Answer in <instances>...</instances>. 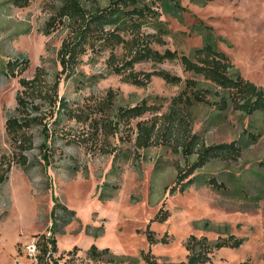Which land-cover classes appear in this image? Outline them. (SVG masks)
Masks as SVG:
<instances>
[{
	"label": "rangeland",
	"instance_id": "obj_1",
	"mask_svg": "<svg viewBox=\"0 0 264 264\" xmlns=\"http://www.w3.org/2000/svg\"><path fill=\"white\" fill-rule=\"evenodd\" d=\"M81 1L87 9L94 2L102 7L110 2ZM60 5V0H30L28 7L18 8L11 0H0V159L13 151L5 124L17 105L20 78L33 79L40 67L51 86L61 70L58 52L68 31L45 33ZM163 11L169 36L165 48L157 49L191 55L210 35L213 44L230 58L234 73L264 87V0H213L208 4L167 0ZM107 57H84L78 75L60 85V97L88 116L89 122L65 120L58 127L48 125L54 133L50 144L55 154L48 168L40 150L44 126L35 125L30 130L35 148L26 153L29 168L15 165L9 180L0 184V264H38L39 252L30 253L27 246L37 242V235L50 236L55 201L69 211L59 210L55 257L80 249L78 258L67 264H109L110 256L99 263L88 259L92 245L110 249L118 264H146L141 254L148 251L158 258V264H181L187 261L186 245L192 235L211 242L230 235L245 239L240 249L216 252L209 264H264V113L247 116L232 108L220 111L215 105L194 104L188 115L193 132L207 146L237 141L242 155L237 161L210 162L194 174L196 183L187 192L171 194L179 169L192 165L197 156L186 159L181 150L176 151L177 142L137 150L136 124L153 119L156 115L152 114L133 121L131 128L122 127L115 136L102 135L97 140L93 125L100 115L94 106L111 90L116 93L115 110L147 100L162 105L160 116L168 112L171 100L184 87L158 77L148 87H136L108 71ZM23 59L30 62L28 70L23 75L17 70L13 77L7 63ZM136 69L166 70L183 79L193 78L199 82L197 90L206 93L212 103L226 95L202 78L184 73L178 62L144 63ZM100 147L113 153L105 154ZM210 179L225 188L215 190L207 184ZM161 209L171 216L165 223L151 224L159 240L151 245L144 231ZM166 235L169 242L162 244Z\"/></svg>",
	"mask_w": 264,
	"mask_h": 264
},
{
	"label": "trees",
	"instance_id": "obj_2",
	"mask_svg": "<svg viewBox=\"0 0 264 264\" xmlns=\"http://www.w3.org/2000/svg\"><path fill=\"white\" fill-rule=\"evenodd\" d=\"M61 5L56 13L46 24L45 33L66 29L68 35L63 40L58 52L61 70L53 85L49 86L44 69L37 68L33 79L20 78L21 91L16 96V108L5 124L9 143L13 148L10 156L4 155L0 159V184L9 180L12 168L20 166L29 168L30 162L26 153L35 148L34 137L30 130L35 125H43L44 141L40 147L41 159L45 168L54 162V152L51 140L54 137L52 128L58 127L65 120L89 122V117L72 108L69 101L60 97L62 81L73 79L78 75V69L83 64L84 57L93 55L100 57L108 55L106 66L111 74L123 77L129 84L136 87H148L155 77L163 79L167 84L183 86L182 92L173 98L167 113L157 115L162 110V105L149 104L147 100L133 107L114 109L116 93L109 91L107 97L97 103L95 112L100 119L94 121L95 138L104 135L106 138L120 133L121 128H131L135 120L142 119L147 114L156 115L150 120H140L136 124L135 148L137 150L149 149L161 144H176V151L181 150L188 159L194 155L196 161L179 169L176 185L170 189L171 194L185 193L195 183L194 174L214 160L237 161L242 155V147L237 141L229 144L207 146L204 139L194 133L188 121L189 110L194 104L215 105L220 111L232 108L241 111L247 116L264 113V87L246 80L241 74L234 73V65L228 55L216 47L207 36L203 47L195 49L191 55L180 54L166 48L164 51L157 49L167 45L166 38L169 29L165 25L164 7L167 0H110L109 4L102 7L94 2L87 9L81 0H60ZM198 3L208 4L213 0H193ZM13 6L25 8L30 5V0H11ZM178 6V5H176ZM211 29V27H209ZM167 62H178L184 73L192 74L209 82L216 88L226 92L219 102L212 103L206 93L197 90L199 82L193 78L183 79L177 74L166 70L151 72L137 71L136 67L144 63L162 65ZM27 59L15 60L7 63L6 68L13 77L15 72L23 75L29 68ZM43 106L46 110H43ZM48 110V112H47ZM112 112L113 115H112ZM82 143V141L80 142ZM96 144V143H95ZM97 144L94 149L97 148ZM105 154H112L113 150L99 148ZM117 156V155H115ZM207 184L215 190H223L224 184L210 179ZM59 210L69 212L68 209L55 201L52 212V225L50 236L37 235L36 257L38 264H62L60 261L66 256L67 260H76L80 249L75 247L66 255L58 254L56 235L60 232L58 224ZM170 211L161 209L152 219L144 234L149 243L154 245L159 242L154 231L151 230L153 222L165 223L170 218ZM140 232V231H139ZM168 236L161 243H168ZM245 239L234 235L219 237L211 242L207 237L198 238L190 236L187 241V261L181 264H209L216 252L223 249H240ZM72 256L71 259H69ZM110 256L109 264H118L117 257L110 249L100 250L92 245L88 250V259L93 262H103ZM142 259L146 264H158V258L151 252H142Z\"/></svg>",
	"mask_w": 264,
	"mask_h": 264
},
{
	"label": "built area",
	"instance_id": "obj_3",
	"mask_svg": "<svg viewBox=\"0 0 264 264\" xmlns=\"http://www.w3.org/2000/svg\"><path fill=\"white\" fill-rule=\"evenodd\" d=\"M37 244H38V240H37L36 243H34V242L31 243V242H30V244L27 246L28 251H29L30 253H35L36 250H37V252H38ZM37 256H38V255H37ZM37 256H36V257H37Z\"/></svg>",
	"mask_w": 264,
	"mask_h": 264
}]
</instances>
